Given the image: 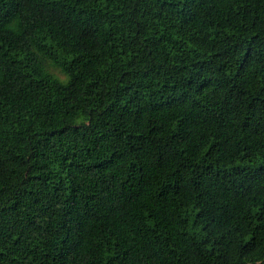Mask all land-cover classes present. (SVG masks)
Segmentation results:
<instances>
[{
    "label": "trees",
    "instance_id": "16d2710c",
    "mask_svg": "<svg viewBox=\"0 0 264 264\" xmlns=\"http://www.w3.org/2000/svg\"><path fill=\"white\" fill-rule=\"evenodd\" d=\"M0 264H264V0H0Z\"/></svg>",
    "mask_w": 264,
    "mask_h": 264
}]
</instances>
